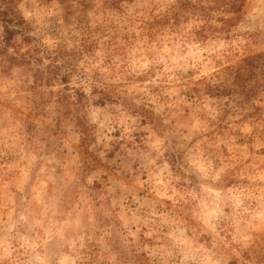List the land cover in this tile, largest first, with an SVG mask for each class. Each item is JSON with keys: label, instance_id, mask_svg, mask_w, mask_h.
<instances>
[{"label": "clouds", "instance_id": "9594fccd", "mask_svg": "<svg viewBox=\"0 0 264 264\" xmlns=\"http://www.w3.org/2000/svg\"><path fill=\"white\" fill-rule=\"evenodd\" d=\"M0 264H264V0H0Z\"/></svg>", "mask_w": 264, "mask_h": 264}]
</instances>
